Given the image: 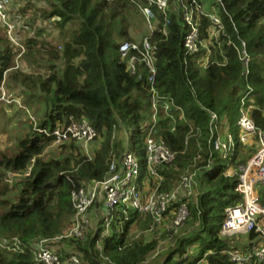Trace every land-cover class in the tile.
Instances as JSON below:
<instances>
[{
    "label": "trees",
    "instance_id": "obj_1",
    "mask_svg": "<svg viewBox=\"0 0 264 264\" xmlns=\"http://www.w3.org/2000/svg\"><path fill=\"white\" fill-rule=\"evenodd\" d=\"M143 1L135 0L145 6ZM196 2L202 7L212 5L223 26L217 43L209 38L212 22L202 17L199 27L203 38L210 39L213 51V64L206 69L200 63L205 51L185 57L189 28L185 27L184 16L187 9L193 8L192 0H170L167 16L153 8L155 32L147 29L139 4L131 0L49 2L50 11L45 10L43 16L66 35L64 49L58 51L47 43L38 49L36 41L28 40V52L35 49L49 53L51 73L31 77L18 73L8 79L9 83L14 87L27 85L30 92L42 94L46 108L37 124L40 128L54 130L86 120L98 138L90 145L91 155L72 141L57 146V155L44 157L54 139L39 135L33 127V133L19 140L11 157L2 156L0 264H39L36 246L61 237L74 217L72 193L85 184L108 178L110 164L119 161L128 148L123 119L137 125L134 145L143 146L144 129L152 119L149 69L146 64H137L133 74L129 58L123 59L119 49L124 42L142 43L145 38L157 48L154 86L174 104L173 121L160 115L158 137L176 158L172 164L159 168L163 178L159 192L173 190L186 172H196L197 197L188 202L190 218L174 236L163 232L152 216L129 211L126 215L121 209L114 216L109 235L103 237L102 229H98L91 231L84 242H61H71L78 251L70 250L71 256H77L82 264H233L228 253L240 252L242 248L222 238L220 232L225 209L242 200L235 192L239 168L251 156H246L238 144L237 150L228 152V159L224 160L211 142L215 124L218 127L224 118L230 126L237 124L241 100L247 95L245 107L252 108L250 118L256 129L264 132V0ZM133 34L140 36L136 39ZM9 49V41L0 36V53L3 51L7 59L1 74L11 69L12 55H16ZM176 107L180 112H175ZM181 111L183 119L179 120ZM212 114L218 120L213 121ZM211 166L213 170L209 169ZM229 168L233 169L231 176L225 174ZM29 170L30 175L26 176ZM177 208L178 204L173 210ZM121 222L118 232L116 225ZM134 226L139 236L132 234ZM248 237L249 242L257 241L254 233ZM165 242L167 247L162 246ZM56 251L61 261L69 264L68 251Z\"/></svg>",
    "mask_w": 264,
    "mask_h": 264
},
{
    "label": "built area",
    "instance_id": "obj_2",
    "mask_svg": "<svg viewBox=\"0 0 264 264\" xmlns=\"http://www.w3.org/2000/svg\"><path fill=\"white\" fill-rule=\"evenodd\" d=\"M19 1L0 0V26L5 29L9 39L23 53L25 47L14 42L12 38V34L17 30V25L10 19L12 14L16 15L14 17H18L17 15L21 12L23 4H20ZM131 1L139 4L143 21L150 32L156 31L154 23L156 16L153 8H157L161 14L166 16L171 9L170 0H144L145 6L142 5V1L138 3L135 0ZM216 1L217 3L222 2V0ZM192 4L193 8L187 9L184 16L185 27L189 28L184 42L185 57H193L205 51V56L200 63L206 69L213 64V51L209 40L203 38L199 27L202 17L204 16L212 22L209 38L214 39L217 43L223 26L214 7L212 11L206 12L196 0H192ZM167 23H169L168 20ZM166 33L167 31L164 30V34ZM242 48L248 66L249 59L244 44H242ZM156 50L157 48L150 43L148 38H145L142 43L124 42L119 49V54L123 59L129 58V66L133 74L136 73L137 64H146L149 69L148 81L151 84L152 119L149 127L144 129L146 133L143 141V146L146 149L148 180L144 179L142 182V165L134 150L131 149V137L128 136V148L125 153L119 161H113L109 166L110 176L104 181L85 184L72 193L74 217L61 237L53 241H43L36 246V257L39 264H64L53 248L55 245L51 243L71 239L85 240L87 235L94 230L95 220H98L97 223H99L97 229H102V236L109 235L110 227L115 219L114 216L121 209L125 210L124 213L126 214L129 211L142 216H152L163 232L172 233L174 236L179 234L190 218L188 202L197 197L196 172H187L173 190L166 193L159 192L163 182L159 168L172 164L176 154L163 139L158 137L160 115L164 114L172 118L171 110L174 104L171 98L160 95L154 86L156 75L154 54ZM2 64L0 54V70ZM9 73L10 69L2 74L0 72V91L6 83ZM179 110L176 107V111ZM212 117L213 121L217 120L216 115ZM236 126L239 129L238 141L241 144H246L253 137H256L258 149L256 154L239 168V182L235 192L241 196L242 200L240 203L225 209L220 235L222 238L230 239L239 234L254 233L257 237L256 242L249 244L247 249L240 252H229L228 255L233 264H248L253 260L264 264V205L262 204V199H264L262 196L264 195V132L256 129L250 118V112L247 110H243ZM34 131L45 137H53L52 146L54 147L76 141L86 151L98 138L97 131L86 120L80 123L72 122L70 125L54 130L42 129L35 123ZM211 144L216 153L222 154L224 160L228 159L227 153L233 151L236 145L231 134L222 137L217 132L214 134ZM209 169L213 170L214 168L211 166ZM30 170L26 176L30 175ZM232 173L230 170L225 172L227 176H231ZM177 204L178 208L173 210ZM69 264H81V261L77 256H71Z\"/></svg>",
    "mask_w": 264,
    "mask_h": 264
},
{
    "label": "rangeland",
    "instance_id": "obj_3",
    "mask_svg": "<svg viewBox=\"0 0 264 264\" xmlns=\"http://www.w3.org/2000/svg\"><path fill=\"white\" fill-rule=\"evenodd\" d=\"M48 3L44 2L42 6L35 5L28 8L30 2L28 0H20L19 3L23 4L22 9L27 8L25 11L30 12L27 13L26 19L23 23L21 21L18 22V26L21 27L23 24L28 28L27 32L22 31H15V33L12 34V38L14 42L17 44L20 43L22 46H24V43L30 39L36 41L37 48H41V44L47 43V46L53 47L54 49L60 51H63L64 45L67 42L66 35H63V33H60L58 29L53 28L52 23L44 18L43 12L45 10L46 13L50 11V2ZM21 9V10H22ZM204 9L206 12L212 11L213 6L206 4L204 6ZM21 13V12H20ZM17 15L20 17V15L26 14L21 13ZM16 15H11V17H14ZM21 18V17H20ZM15 20V17H14ZM52 28V29H51ZM50 29V31H48ZM70 27H67L66 33H68V36L70 34ZM0 36L4 37L5 40L9 41V44L12 49H9L11 51V54L13 52H16V55H12V67L10 69V73L8 75L7 81L3 88L0 91V111L4 110L6 113L2 115L0 113V160L3 155L12 156L16 152V146L19 142V140L23 139L27 134L30 132L33 133V127L36 124H38L42 118V114L45 110V103L42 99V94L30 92L27 90V85H23L22 87H14L9 83V80L13 79L14 76H16L18 73L22 77H31L33 75L39 76L48 73H51L49 71V65H51V59L49 57V53H46L43 50H38L33 52H23L21 53V49L17 47L10 39L8 34L3 30V28L0 27ZM135 36L136 39L140 36V34H133V37ZM139 42V40H137ZM210 42V39H209ZM208 42V43H209ZM210 46V44H209ZM21 53V54H20ZM1 60L4 63L6 62V55L3 51H1ZM63 69V68H62ZM9 79V80H8ZM10 85V88L8 87ZM12 86V87H11ZM5 99V100H3ZM10 102V103H8ZM252 103V102H251ZM236 108V107H235ZM244 110V109H243ZM247 111H252V108L249 107ZM228 122L221 121V125L217 127L216 130L221 134L222 137H226L228 127L230 129V134L234 137V143L236 144L234 146V150H237L238 144H241V142L238 141V135L239 131L235 124L232 126H227ZM121 125V124H120ZM122 130L124 131V137L128 139L127 133L131 137L132 146L134 147V152L138 159L140 160V163L142 165L141 167V175H142V182L143 180H148V170H147V161H146V149L144 146H137L134 145V134L137 132L138 127L136 124H133L130 122L128 118L123 119L122 124ZM216 128V127H215ZM237 139V140H236ZM238 142V144L236 143ZM94 145V144H93ZM242 152L248 156L250 155L251 158L253 155L256 154L258 149V143L256 137H253L248 143L241 144ZM92 151L91 146L88 148V150H84L86 155L90 154ZM59 150L51 146L47 149V151L44 153V157H53L57 155ZM250 158V159H251ZM249 159V160H250ZM230 172L232 173L231 168H229ZM13 179V176L11 177ZM18 179V178H17ZM12 184V183H11ZM127 215V214H126ZM98 220L94 221L93 227L94 230H96L99 227V223H97ZM122 227V222L116 225V231H120V228ZM98 231V229L96 230ZM132 234L138 235L139 230L135 229V226L132 229ZM88 236V235H87ZM139 236V235H138ZM249 234H239L234 236L233 238H230L231 242L234 246L242 248V250L247 249L246 247L249 245ZM256 236V235H255ZM83 240L82 242H84ZM76 242V241H75ZM53 242L51 244L55 245L53 248L56 250L65 249L68 251V253L72 254V252H78L74 249V246L70 245V243L66 242ZM170 243V242H169ZM162 246L167 247V243H163ZM72 252H71V251ZM254 261H251L248 264H254ZM64 263V262H63ZM64 264H67L66 261ZM82 264V263H81Z\"/></svg>",
    "mask_w": 264,
    "mask_h": 264
},
{
    "label": "crops",
    "instance_id": "obj_4",
    "mask_svg": "<svg viewBox=\"0 0 264 264\" xmlns=\"http://www.w3.org/2000/svg\"><path fill=\"white\" fill-rule=\"evenodd\" d=\"M31 1V2H30ZM29 2H30V4H29V6H28V8L29 7H31L30 8V10L32 9V7L33 6H35V5H38V6H42L43 4H44V2L43 1H40V0H29ZM27 8H25V9H22L21 10V13H26V14H24V16L23 15H20V17H15V21H14V17H11L10 19L13 21V22H15L16 23V25H17V31H22V32H27V27L23 24L21 27H19L18 26V22L20 23L21 21H23V23H24V21L25 20H27L26 18V15H27V13L28 12H30V10L28 11V12H26L25 10H26ZM55 20V19H54ZM53 21V20H52ZM51 26H53V25H51ZM1 28H3L2 26H0ZM53 28H55L54 26H53ZM52 29V28H51ZM56 29V28H55ZM3 30L5 31V29L3 28ZM48 31H50V29L48 30ZM6 32V31H5ZM30 40H32V39H30ZM27 42V41H26ZM24 47H25V50H26V52H28V49H27V47H26V43H24ZM248 98V95L243 99V100H241V110H240V112L242 113L243 112V109L244 110H248V108L249 107H245V102H246V99ZM180 109V108H179ZM181 110V109H180ZM180 110L179 111H175V112H180ZM251 112V111H250ZM170 118V117H169ZM174 116L172 117V118H170L172 121L174 120ZM240 118H241V116H240ZM239 118V119H240ZM183 119V113H182V111H181V113H180V118H179V120H182ZM217 120H218V117H217ZM223 121H226V122H228V119L227 118H224L223 120H222V122ZM239 121V120H238ZM237 121V122H238ZM220 125H221V121H220V123H219ZM228 125L227 126H229V122L227 123ZM237 125V124H236ZM215 127H216V124H215ZM217 129V127L215 128V130ZM173 131V130H172ZM218 133L220 136H221V134L218 132V130H216L215 131V133ZM227 134H230V129H229V127H228V131H227ZM127 136H130L128 133H127ZM227 137V136H226ZM91 153H92V151H90ZM91 153L89 154V155H91ZM190 171H188V173H189ZM187 173V172H186ZM254 241H252V242H250L249 244H251V243H253ZM256 242V241H255ZM252 249H253V246H252Z\"/></svg>",
    "mask_w": 264,
    "mask_h": 264
},
{
    "label": "clouds",
    "instance_id": "obj_5",
    "mask_svg": "<svg viewBox=\"0 0 264 264\" xmlns=\"http://www.w3.org/2000/svg\"><path fill=\"white\" fill-rule=\"evenodd\" d=\"M237 142V141H236ZM237 144H238V142H237Z\"/></svg>",
    "mask_w": 264,
    "mask_h": 264
},
{
    "label": "bare ground",
    "instance_id": "obj_6",
    "mask_svg": "<svg viewBox=\"0 0 264 264\" xmlns=\"http://www.w3.org/2000/svg\"><path fill=\"white\" fill-rule=\"evenodd\" d=\"M238 137H239V135H238Z\"/></svg>",
    "mask_w": 264,
    "mask_h": 264
}]
</instances>
